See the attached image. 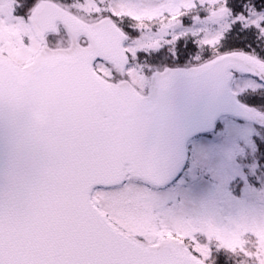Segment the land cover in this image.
Returning <instances> with one entry per match:
<instances>
[{"label":"snow or ice","instance_id":"obj_1","mask_svg":"<svg viewBox=\"0 0 264 264\" xmlns=\"http://www.w3.org/2000/svg\"><path fill=\"white\" fill-rule=\"evenodd\" d=\"M235 24L264 40V12L233 15L228 0H0V119L19 133L0 183V264H264V208L186 218L146 187L170 166L161 105L175 80L264 91V59L219 51ZM188 37L213 58L187 71L148 63L165 47L178 59ZM237 74L261 83L233 89Z\"/></svg>","mask_w":264,"mask_h":264},{"label":"rangeland","instance_id":"obj_2","mask_svg":"<svg viewBox=\"0 0 264 264\" xmlns=\"http://www.w3.org/2000/svg\"><path fill=\"white\" fill-rule=\"evenodd\" d=\"M228 4L233 15L245 12L248 6L254 7L257 12H264V0H250L245 3L228 0ZM236 8L239 10L235 11ZM200 15L204 16L205 13L201 11ZM129 23L125 21V31L138 36L139 33L129 27ZM183 25L185 28L195 27L191 17L188 16L183 18ZM234 26H239L242 31H246L241 41L237 40L239 45L252 43L253 48L259 52L258 56L264 59V40L258 39L256 31L244 29L239 24L233 25L232 29ZM230 33L231 31L227 35ZM224 41L219 51L221 47H224L222 46ZM180 44L195 48L196 54L190 59L192 66L178 68L176 65H166L164 57L172 58L167 47L148 57V63L155 70L163 71L165 68L175 70L196 67L198 63H204L213 58L210 50L202 51L191 37L178 41L176 48ZM243 48L244 45L235 46L227 53L243 52ZM249 53H253L251 49ZM140 55L142 60L146 59L143 53ZM197 55L202 58L199 62L195 59ZM16 66L23 70L28 65L17 63ZM249 79L259 83L250 77L237 75L232 88L235 89ZM235 98L250 110L264 113V91H248ZM250 103L255 105L249 106ZM256 103L263 105L261 106L263 108H258ZM216 126L211 133L197 136L188 142L187 164L175 181L161 188L146 186L164 202L166 208H171L186 218L214 215L217 219L227 220L238 216L242 210L258 212L264 208V129L254 123L230 116H221ZM247 141H251V147L247 145ZM236 149L243 150L244 154L232 156ZM140 186L145 185L141 183Z\"/></svg>","mask_w":264,"mask_h":264},{"label":"water","instance_id":"obj_3","mask_svg":"<svg viewBox=\"0 0 264 264\" xmlns=\"http://www.w3.org/2000/svg\"><path fill=\"white\" fill-rule=\"evenodd\" d=\"M28 67L21 71H26ZM252 78L259 81L256 77ZM234 101H237L234 97L218 94L210 84H194L185 78L175 80L161 105V133L171 146L170 166L163 183L149 185L163 187L176 180L186 164L187 142L198 135L212 132L221 116H230L264 128V124L241 114ZM239 105L246 107L240 102ZM18 136V131L10 127L6 118L0 119V183L6 182L9 169L18 163L15 150Z\"/></svg>","mask_w":264,"mask_h":264},{"label":"trees","instance_id":"obj_4","mask_svg":"<svg viewBox=\"0 0 264 264\" xmlns=\"http://www.w3.org/2000/svg\"><path fill=\"white\" fill-rule=\"evenodd\" d=\"M248 1H250V0H237V3H240V2L245 3ZM239 8L238 9L236 8L235 11L239 10ZM245 32L246 31H242V29L239 26H234V28L231 29V33L229 35H227V38L222 45L224 47L223 48L221 47V49H220L221 53L226 54L229 49H232V47H235V46L239 47L241 45H244V48L242 49L243 52L249 53V49H251V51L253 53H255L256 55H259L258 50L256 48L255 49L253 48L252 43H250V44L246 43V44L239 45L237 40L241 41L240 39L243 37ZM256 50H257V52H256ZM177 51H178V59L174 60L172 58H168L169 56H165L164 57L165 64L169 65V66L176 65V66H178V68L192 66V64H190V61H191L190 59L194 58V55L196 54L195 48L191 47L190 45L185 46L184 44H180L179 47L177 48ZM250 105L254 106L255 104L250 103L249 106ZM261 106H263V105H258V108L262 109L263 107H261Z\"/></svg>","mask_w":264,"mask_h":264}]
</instances>
